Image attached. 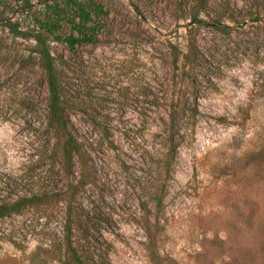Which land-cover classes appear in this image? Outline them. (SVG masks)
Returning a JSON list of instances; mask_svg holds the SVG:
<instances>
[{
  "label": "rangeland",
  "instance_id": "1",
  "mask_svg": "<svg viewBox=\"0 0 264 264\" xmlns=\"http://www.w3.org/2000/svg\"><path fill=\"white\" fill-rule=\"evenodd\" d=\"M91 1L93 43L49 39L91 102L70 112L67 179L40 70L17 67L34 43L1 23L32 29L51 1L0 0V204L36 198L0 218V264H264V0Z\"/></svg>",
  "mask_w": 264,
  "mask_h": 264
},
{
  "label": "trees",
  "instance_id": "2",
  "mask_svg": "<svg viewBox=\"0 0 264 264\" xmlns=\"http://www.w3.org/2000/svg\"><path fill=\"white\" fill-rule=\"evenodd\" d=\"M45 5L43 17L37 22L36 26L32 29L21 32L18 30L17 25L8 22L7 20H1V23L11 32L14 37L24 40H32L33 46L28 50L27 55L24 53L19 54L16 57L17 67L23 70L28 65L36 66L40 70L41 82L46 89V126L49 131L55 132L62 137L60 143L62 171L67 179L73 177V168L75 163L79 161V153L81 152L82 143L80 138L76 135L71 127L70 112L71 110L78 109L82 105L89 107L90 101L82 100L78 97L77 91L73 96L69 94V83L66 79L64 66L65 60L62 57H54L50 51L49 39L61 43L66 46V49L74 55L75 48L78 45L93 43L96 37L98 29L97 19L101 13V6L93 3L91 0H65L62 3L57 0H50ZM24 7L30 8L31 0H21ZM93 18V19H92ZM95 21V22H94ZM62 23L69 26L71 33L67 36H59L58 30ZM196 23V22H192ZM201 23V22H197ZM222 29H226L225 26L219 25ZM191 56H195L194 46L190 47ZM178 54L173 53V59H177ZM182 100L177 98L175 105L170 108L169 122L171 134L167 139L168 151L173 152L178 142L174 138L178 133L176 132V125L180 119V108L182 106ZM85 103V104H84ZM88 121H92L91 116L88 115ZM104 117H102L103 119ZM177 133V134H176ZM167 154L165 155V159ZM69 190L75 191L77 187L69 182ZM33 198H22L12 204L2 203L0 204V218L6 217L10 214L19 213L20 210L32 202ZM80 212V210H79ZM71 216L68 211L67 219V233H71L73 222L70 220ZM67 242L70 241V237H67ZM70 245V244H69ZM96 257L101 259L104 256L99 248ZM70 258L73 264H85L72 252ZM93 264V261L90 262Z\"/></svg>",
  "mask_w": 264,
  "mask_h": 264
}]
</instances>
